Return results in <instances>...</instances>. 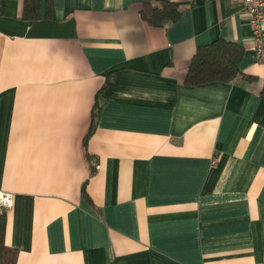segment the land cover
<instances>
[{
  "label": "crops",
  "instance_id": "0c3cea01",
  "mask_svg": "<svg viewBox=\"0 0 264 264\" xmlns=\"http://www.w3.org/2000/svg\"><path fill=\"white\" fill-rule=\"evenodd\" d=\"M0 0V189L16 264H264V61L242 0ZM49 9V11H47ZM249 75L187 85L197 48ZM106 100L87 149L98 90ZM86 183L92 201L86 199Z\"/></svg>",
  "mask_w": 264,
  "mask_h": 264
},
{
  "label": "trees",
  "instance_id": "16d2710c",
  "mask_svg": "<svg viewBox=\"0 0 264 264\" xmlns=\"http://www.w3.org/2000/svg\"><path fill=\"white\" fill-rule=\"evenodd\" d=\"M39 1L25 0L26 14L30 17L40 16ZM183 12V7L173 0H143L140 14L148 24H173L181 18ZM245 50L242 44L224 37L200 45L189 63L185 83L200 85L214 81L229 82L239 75L249 78V75L241 68ZM112 74L113 72L106 77L103 86L98 90L91 113L90 127L84 139L85 155L91 167L90 173L95 171L92 163L95 157L87 149V140L97 125L100 108L106 100L104 91ZM261 93L264 95V82ZM86 183L85 181L82 185V192L87 200L92 201ZM7 220L8 211L0 209V264H16L18 249L6 241Z\"/></svg>",
  "mask_w": 264,
  "mask_h": 264
},
{
  "label": "built area",
  "instance_id": "2783aa9c",
  "mask_svg": "<svg viewBox=\"0 0 264 264\" xmlns=\"http://www.w3.org/2000/svg\"><path fill=\"white\" fill-rule=\"evenodd\" d=\"M249 14L253 32L254 50L257 61H264V0H242ZM15 203V193L0 189V209L9 211Z\"/></svg>",
  "mask_w": 264,
  "mask_h": 264
}]
</instances>
